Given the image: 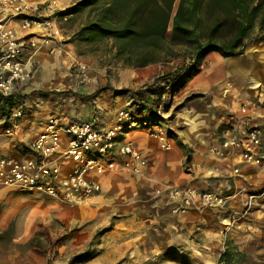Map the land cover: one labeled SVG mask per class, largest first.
Returning <instances> with one entry per match:
<instances>
[{"label": "rangeland", "instance_id": "rangeland-1", "mask_svg": "<svg viewBox=\"0 0 264 264\" xmlns=\"http://www.w3.org/2000/svg\"><path fill=\"white\" fill-rule=\"evenodd\" d=\"M54 1L60 10L56 18L61 33L58 39L60 50L57 54L44 55L34 61L28 79L22 86V90L28 93L18 97L19 101H24L27 97L29 103L38 97L42 100L55 96L65 97L70 93L69 88L86 84L84 74L91 75L95 80L98 92L110 89L113 96L128 94L133 98V103L138 100L137 92L140 89L156 90L153 92L154 96L148 93L146 97V104H163L165 107L155 120H164L165 112L172 105L195 97L188 94L186 98H180L177 96L179 91L171 93L169 88H165L162 78L137 85L132 82L126 88L120 87L123 80L121 74L138 68H127L115 58V49L109 41L90 46L74 42L73 37L85 22L87 11L62 16L65 10L60 9L58 0ZM68 1L71 7L77 0ZM14 25L17 28L18 25ZM18 34L24 35L25 32L19 31ZM169 35L168 32L167 37ZM77 62L84 66H77ZM185 62L187 61L178 58L155 64L162 66L164 70L157 77L172 72ZM81 78L85 82L79 83ZM228 83L227 85L231 84ZM235 84L242 85L243 79L238 78ZM162 89L166 90L163 95L160 94ZM22 105L26 115L18 121L31 120V124L35 125H38L37 120L45 108L50 106ZM148 107L146 112L150 121H153L150 111L154 106ZM5 110L6 108L2 109V113ZM170 117L172 116L168 118ZM158 128L166 136L173 135V132L166 134L160 126ZM6 142L10 147L15 143L13 138L0 136V143L7 145ZM179 146L183 150L180 169L182 175L189 172L191 152L187 147L181 144ZM159 149L155 160L157 167L154 166L157 168L155 175L159 181L155 183V187H151L147 181L148 163L146 169L135 177L121 170L113 172L112 177L100 187L98 196L74 206L30 192H0V264H225L219 263V258L225 251L233 256L230 264H264V189L257 194V197L262 198L258 203H247L246 200L243 202L240 195L233 196L232 183V187L225 188L215 182L219 177L210 175L204 182L206 187L200 190L228 197L236 214H232V211L230 214H221L201 209L195 210L196 214L186 219L179 217L185 213L171 215L168 212L167 215H159L156 210L163 203L161 194L169 189L167 187L174 186L179 174L174 168L165 171L162 163L164 154L168 152ZM168 173L173 179L162 181L163 176ZM242 192L245 194L243 198L252 195L244 190L240 193ZM229 215L232 216L231 220ZM155 217L156 220L153 221ZM160 219L163 221L161 224L158 221ZM39 225L41 233L48 232L52 239L63 238L45 255H42V250H47L45 245L43 249L36 243L29 245L39 230Z\"/></svg>", "mask_w": 264, "mask_h": 264}, {"label": "crops", "instance_id": "crops-1", "mask_svg": "<svg viewBox=\"0 0 264 264\" xmlns=\"http://www.w3.org/2000/svg\"><path fill=\"white\" fill-rule=\"evenodd\" d=\"M27 1L42 3L48 0ZM57 2L62 11L70 7L68 0ZM35 31L33 32L36 33ZM44 55H48V52L40 48L23 56L22 61L29 74L34 61ZM76 65L84 66L80 62ZM163 71L160 65L127 70L121 74L123 80L120 87L126 88L129 84L132 85V82H136L135 85L148 83ZM84 76L86 84L69 88L70 93L65 97L55 96L44 98V100L38 97L30 103L28 97L24 98L25 104H49L50 106L48 109L44 106L43 114L41 117L38 116V125L31 124V120L18 121L12 137L15 143L12 147L7 142V145L0 143V156L21 159L24 143H29L51 116L66 117L72 122L88 121L94 123L100 130H108L116 126V117L119 112H126L132 117L133 122L125 125L118 139V146L125 141H132L140 154L147 159V165L149 163L147 181L152 185L151 187H155V183L159 181L155 175L157 168L154 166L157 167L155 160L159 148L163 149V147L149 133L160 126L166 134L173 132L172 136L167 135V142L171 147L166 151L168 153L164 154L162 166L165 171L174 168L179 172L174 186L167 188L191 187L203 192L204 190L200 188L206 187L204 182L213 175L219 177V179L215 178L217 179L215 182H219L225 188H230L233 184V196L240 195L243 202L245 200L247 202L249 196L253 197L249 202L253 204L262 199L257 197V194L264 189V161L258 165L244 163L241 149L224 148L221 143L231 138H244L250 130H257L262 137L259 154L264 160V42L248 43L243 54L236 57L222 58L217 53L207 55L199 74L189 80L177 93L180 98H186L188 94L195 97L187 102L172 105L165 112L164 120L159 118L150 121L146 111L151 104H146L147 94L142 91L143 88L137 92L138 100L133 103V98L128 94L120 93L113 96L110 89L98 92V85L91 75L84 74ZM238 78L243 79L242 85L235 84ZM227 82L231 84L227 85ZM21 92L22 95L28 93L24 89ZM151 108L153 110L154 107ZM169 116L172 117L168 118ZM224 126H227V129H223ZM62 143L64 144V141ZM179 144L187 147L191 152L189 172L182 175L180 169L183 163V150ZM67 165L70 166V163ZM120 170L107 171L97 177L100 187L112 177L113 172ZM234 170H237V173H234ZM170 179L173 177L168 173L163 176L162 181ZM242 190L252 195L243 198L245 194L240 193ZM161 195L163 203L156 210L157 213L160 215L170 212L169 214L172 215L166 190ZM210 211L221 214L237 212L232 209L231 202L223 210L211 209ZM195 214L194 210H190L179 217L186 219ZM197 217L200 218V216ZM231 219L232 216L229 215V220ZM158 221L160 224L163 222L162 219ZM165 221L169 222L167 219Z\"/></svg>", "mask_w": 264, "mask_h": 264}, {"label": "built area", "instance_id": "built-area-1", "mask_svg": "<svg viewBox=\"0 0 264 264\" xmlns=\"http://www.w3.org/2000/svg\"><path fill=\"white\" fill-rule=\"evenodd\" d=\"M59 11L54 0H0V136L12 138L18 120L26 115L22 105L25 103L18 99L29 76L23 56L40 48L50 55L60 50L61 33L56 24ZM17 29L25 34L19 35ZM83 82L81 78L79 83ZM154 107L155 120L164 107ZM129 122H133L132 117L126 112H119L116 126L108 130H100L88 121L49 117L41 131L24 143L21 159L0 156V192H30L74 206L100 194L96 178L107 171L121 169L141 174L147 159L132 141L118 146L120 134ZM150 136L165 151L170 150L167 136L159 128L151 130ZM261 142V133L250 130L244 138L224 140L221 146L241 149L244 163L258 165L264 161L259 154ZM166 195L175 215L190 210H223L229 204V198L220 193L200 192L191 187L169 188ZM252 199L249 196L247 203Z\"/></svg>", "mask_w": 264, "mask_h": 264}, {"label": "trees", "instance_id": "trees-1", "mask_svg": "<svg viewBox=\"0 0 264 264\" xmlns=\"http://www.w3.org/2000/svg\"><path fill=\"white\" fill-rule=\"evenodd\" d=\"M85 10V22L73 37L77 44L109 41L115 58L127 68L186 60L181 67L155 78H162L171 93L199 74L210 53L236 57L248 43L264 42V0H77L61 15ZM155 91L144 90L151 96ZM38 228L29 245L36 243L41 249L45 245V255L63 238L52 239L48 232L41 233V225ZM232 257L225 251L219 263L230 264Z\"/></svg>", "mask_w": 264, "mask_h": 264}]
</instances>
